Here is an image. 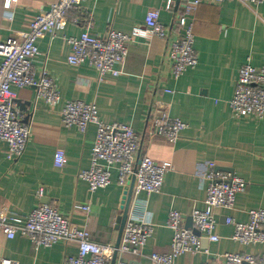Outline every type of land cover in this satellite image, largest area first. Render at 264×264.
<instances>
[{
	"label": "crops",
	"instance_id": "crops-1",
	"mask_svg": "<svg viewBox=\"0 0 264 264\" xmlns=\"http://www.w3.org/2000/svg\"><path fill=\"white\" fill-rule=\"evenodd\" d=\"M56 2L0 0V42L27 31L36 16ZM163 6L164 0H85L75 16L83 21L92 15V34L104 37L110 28L129 34L144 24L151 9ZM181 10V1L177 5L175 0L172 12L160 14L164 25L173 26L172 38ZM191 22L198 65L178 80L171 76L168 40L131 43L125 64L118 67L121 75H108L103 83H98V73L88 64L68 63L71 46L65 37H80L84 25L70 23L53 40L46 37L37 42L40 55L36 69L46 66L59 86L61 100L51 107L38 100L33 89L13 88L23 121L29 118L31 137L26 152L15 162L7 159L8 147L0 141V214L26 220L39 205H50L80 229H86L95 243L116 246L121 237L117 220L124 211V187L115 178L106 189L88 192V184L79 174L91 166L96 126L81 134L62 123L65 103L82 100L96 105L104 123L131 127L141 136L140 155L147 154L170 168L160 193L131 196L127 218H149L154 231L145 256L125 255L126 260L152 264L147 256L171 251L174 234L167 226L169 214L178 211L186 225V218L194 211L205 210L204 177L212 166L243 178L247 189L237 195L233 210L217 212L220 241L202 239V249L208 253L186 254L175 264L216 263L217 256L225 253L262 255V245L234 242V228L225 221L232 217L247 223L249 210L264 209V118L235 117L229 106L241 67L248 62L255 67L264 64V5L203 0ZM20 103L30 104L22 110ZM164 110L171 119L189 126L174 144L157 134L153 121ZM59 150L66 155L61 169L54 164ZM39 189L44 190L42 199L37 197ZM86 203L91 206L87 219L74 212L75 205ZM76 254L75 245L63 242L35 251L31 241L21 235L13 240L0 238V257L18 264H62L65 257Z\"/></svg>",
	"mask_w": 264,
	"mask_h": 264
},
{
	"label": "built area",
	"instance_id": "built-area-1",
	"mask_svg": "<svg viewBox=\"0 0 264 264\" xmlns=\"http://www.w3.org/2000/svg\"><path fill=\"white\" fill-rule=\"evenodd\" d=\"M181 14L175 24L176 35L170 37L173 26L160 21L161 11L172 12L175 0H164L160 9H151L143 25L136 26L129 34L110 28L104 37L92 34L93 17L88 15L81 21L75 16L82 9L85 0H58L49 9L42 10L30 23L29 29L13 35L6 43L0 42V141L8 147L7 159L15 162L27 150L31 137V127L23 121L19 112L13 88L33 89L38 100L55 107L61 100L59 86L50 72L43 66L36 69L40 55L37 42L43 38L53 40L58 31L68 24L84 25L80 37L65 39L71 46L68 63L72 66L88 64L98 73V83L106 81L108 75L117 77L122 71L129 54V45L137 40L150 42L153 39L169 41V60L171 76L178 80L188 70L198 65V54L194 49L192 16L203 0H180ZM222 3L230 0H212ZM247 6L264 5V0H236ZM229 106L235 117L264 118V64L255 67L250 62L244 64L239 72L234 97ZM62 123L66 128H76L85 134L91 125L96 126V138L91 153V166L82 171L79 178L88 184V192L94 194L106 189L113 179L128 191L133 183L132 196L141 193L152 195L160 193L166 174L170 171L167 163L156 162L147 154L141 153V136L131 127L122 124H106L99 115L94 103L82 100L67 101L61 112ZM157 134L170 143L180 140L188 125L181 120L171 119L164 111L154 120ZM54 164L61 169L66 164L65 152L59 150ZM206 181L205 210L194 211L192 229L185 228V217L178 211H171L167 226L173 231L169 253H152L147 256L152 264H175L178 257L191 254L208 253L202 249V239L211 243L220 241L216 234L217 212L231 211L235 207L237 195L244 193L248 183L243 178L210 167L204 177ZM37 197H44L39 189ZM141 206L144 205L139 203ZM146 206V205H145ZM74 212L88 217L90 203L75 205ZM249 221L239 223L226 217V224L234 228L232 240L242 245H262L264 247V209L249 210ZM154 227L149 218H127L118 248L101 246L92 240L86 229H80L69 218L64 217L57 208L41 204L26 220L11 219L0 214V238L13 240L17 235L28 238L35 251L50 248L60 242L75 245L77 254L67 256L62 264H111L117 253L115 264H133L124 258L131 255L142 257L147 241ZM0 264H18L14 260L1 258ZM203 264H264L262 255L244 253H225L216 258V263Z\"/></svg>",
	"mask_w": 264,
	"mask_h": 264
},
{
	"label": "water",
	"instance_id": "water-1",
	"mask_svg": "<svg viewBox=\"0 0 264 264\" xmlns=\"http://www.w3.org/2000/svg\"><path fill=\"white\" fill-rule=\"evenodd\" d=\"M179 3H180V0H177V5H179ZM29 104L30 103H26V104H21L20 103V107L23 110L25 108L24 106L29 105ZM28 120H29V118L26 117L24 122L28 123ZM132 188H133V183L131 184V187H130V189L128 191H124L125 192V198H124V205L125 206L123 207L124 211H123V214L117 220V229L119 230L121 235H122V231H123L126 219H127V213H128L129 205L131 203ZM192 227H193V218L192 217L186 218L185 228L186 229H192ZM192 231H193L194 234L200 236L199 231H197L195 229H192ZM120 241H121V237H119V240H118L115 248H118V246L120 244ZM116 258H117V253H115V255L113 256L111 264H115Z\"/></svg>",
	"mask_w": 264,
	"mask_h": 264
}]
</instances>
